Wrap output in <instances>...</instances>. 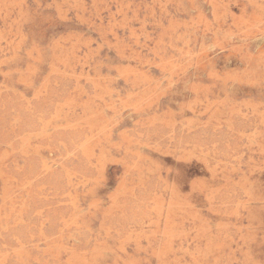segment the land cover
Listing matches in <instances>:
<instances>
[{"label": "rangeland", "instance_id": "rangeland-1", "mask_svg": "<svg viewBox=\"0 0 264 264\" xmlns=\"http://www.w3.org/2000/svg\"><path fill=\"white\" fill-rule=\"evenodd\" d=\"M0 264H264V0H0Z\"/></svg>", "mask_w": 264, "mask_h": 264}]
</instances>
